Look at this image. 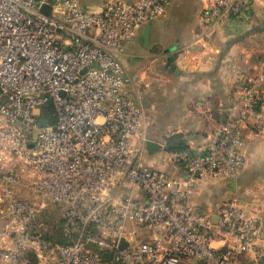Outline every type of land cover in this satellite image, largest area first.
Masks as SVG:
<instances>
[{
	"label": "built area",
	"instance_id": "1",
	"mask_svg": "<svg viewBox=\"0 0 264 264\" xmlns=\"http://www.w3.org/2000/svg\"><path fill=\"white\" fill-rule=\"evenodd\" d=\"M171 1L108 0L94 12L80 0H0V158L31 174L29 190L45 203L66 205L65 225L79 236L58 248L60 264H264L259 217L247 204L231 199L200 212L192 203L200 179L243 172L245 131L264 132V72L203 149L167 155L182 178L142 161L150 140L144 91L132 94L135 79L118 54ZM255 1L207 0L200 16L213 29L224 18L248 19ZM49 102L53 124L42 116ZM17 181L0 168L9 199L0 261L29 264V250L42 256L48 245L34 231L42 204L14 199Z\"/></svg>",
	"mask_w": 264,
	"mask_h": 264
},
{
	"label": "crops",
	"instance_id": "2",
	"mask_svg": "<svg viewBox=\"0 0 264 264\" xmlns=\"http://www.w3.org/2000/svg\"><path fill=\"white\" fill-rule=\"evenodd\" d=\"M107 1L80 0V5L99 12ZM206 2L172 0L168 10L151 22L148 41L144 39L147 23L139 28L136 39L118 54L127 73L135 79L132 94L136 88L144 91L147 136L163 146L149 153L145 144L142 161L176 178H182L185 172L181 165L162 159V155H169L167 138L183 135L188 146L183 152L203 149L217 124L233 116L232 108L243 97L248 82L264 72V0L254 2L248 19L224 18L213 29H208L200 16ZM244 139L246 165L236 184L232 186L233 180L200 179L192 203L202 212L216 209L224 201L240 199L259 217L264 236V132L248 129ZM0 168L18 177L13 186L14 199L39 200L42 202L39 215L49 210V205L60 204L61 215H66L65 204H47L41 195L29 190L31 174L13 157H1ZM3 196L6 195L0 189V199ZM1 207L5 211L8 208L0 205V242H3L2 232L9 221L1 213ZM64 231L69 237L73 236V242L78 239V232ZM45 241L48 248L43 250L42 256L49 251L56 255L43 259L44 256L30 249L29 264H60L58 248L62 245L52 247ZM88 247L96 253L102 251L92 243ZM0 264L9 263L0 261Z\"/></svg>",
	"mask_w": 264,
	"mask_h": 264
},
{
	"label": "trees",
	"instance_id": "3",
	"mask_svg": "<svg viewBox=\"0 0 264 264\" xmlns=\"http://www.w3.org/2000/svg\"><path fill=\"white\" fill-rule=\"evenodd\" d=\"M42 116L47 119L49 124H53L56 121V113L52 103L49 102L42 107ZM187 149L188 146L183 135H172L166 140V151L168 153L183 152ZM49 213V210H46L38 216L34 231L42 238H45L52 247L57 246V244H71L73 242V236L69 237L64 231L65 229H68L65 225V216L63 217V215H61V211L59 214H55L54 217L48 215ZM99 254L101 258L108 257V254L105 251H100Z\"/></svg>",
	"mask_w": 264,
	"mask_h": 264
},
{
	"label": "water",
	"instance_id": "4",
	"mask_svg": "<svg viewBox=\"0 0 264 264\" xmlns=\"http://www.w3.org/2000/svg\"><path fill=\"white\" fill-rule=\"evenodd\" d=\"M50 10H51V7L49 5H44L41 8V11L44 12V13H47V14L50 12ZM150 27H151V23H148L146 28H145L144 39H145L146 42L148 41V38H149ZM46 125H47V122L45 120H40L39 121V126L40 127H43V126H46ZM146 147H147V150L149 151V153H154V152L158 151L159 149L163 148L161 143L153 141V140H148L146 142ZM235 184H236V180H233L232 186H234ZM126 245H127V243L125 242V240H122L121 243H120V247H124Z\"/></svg>",
	"mask_w": 264,
	"mask_h": 264
},
{
	"label": "rangeland",
	"instance_id": "5",
	"mask_svg": "<svg viewBox=\"0 0 264 264\" xmlns=\"http://www.w3.org/2000/svg\"><path fill=\"white\" fill-rule=\"evenodd\" d=\"M61 95H62V92H61ZM163 157H162V159L164 160H166L167 159V155H162ZM164 160V161H165ZM19 188L21 189V187L19 186ZM19 191V190H18ZM37 195V194H36ZM38 196H40V195H38ZM4 201L3 202H0V205H2V206H7V208H9V199L6 197V196H3V197H1ZM27 198V197H26ZM25 198V199H26ZM25 201H28V202H30V203H32V204H34V205H36L37 207H39L40 206V204L42 203V202H39V200H37V199H35V198H33V199H30V200H28V198L25 200ZM41 201V200H40ZM3 208V209H2ZM48 208H49V214L48 215H52V217H54L55 216V214H59V212L61 211V205L59 204V205H49L48 206ZM1 210L2 211H5L4 210V207H1ZM8 241L9 242H11V237H10V239H8ZM57 245H59V244H57ZM56 255V253H51V251H49L48 253H44L43 254V256H44V258L43 259H45V257H49V256H55ZM42 256V257H43ZM10 264V263H9Z\"/></svg>",
	"mask_w": 264,
	"mask_h": 264
}]
</instances>
